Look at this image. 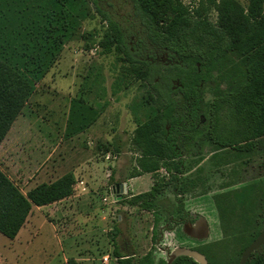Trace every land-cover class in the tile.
<instances>
[{"label": "trees", "instance_id": "obj_1", "mask_svg": "<svg viewBox=\"0 0 264 264\" xmlns=\"http://www.w3.org/2000/svg\"><path fill=\"white\" fill-rule=\"evenodd\" d=\"M132 2L134 12L142 18L148 41L172 60L156 68V73L161 75L162 69L167 70L179 83L162 89L152 81V62L137 58L118 23L97 10L106 21V33L111 38L108 52L113 46L122 55L117 60L143 65L140 78L156 93L154 96L148 92L143 98L154 112L138 123L131 139L139 155L130 177L150 173L153 182L147 191L128 198L122 196L118 201L125 200L128 205L149 211L168 187L180 190V137L204 124L202 91L210 69L228 70L220 76L226 87L213 90L203 135L217 148L231 147L238 155L257 147L264 151V0H249L246 14L231 0H207L205 9L213 7L220 13L217 25L199 9L189 11L180 0ZM86 17L84 0H0V144ZM87 36L91 40L93 34ZM143 43L139 40L136 45ZM234 56L240 58V64L234 62ZM175 94H180L181 101ZM151 100L156 103L151 104ZM181 110L184 115L178 116ZM97 116L84 98L71 99L67 134L83 132ZM113 148L119 151L120 146L115 143ZM162 168L168 173L167 179L159 174ZM72 183L73 178L67 173L55 181L39 183L23 194L0 168V233L13 239L32 205L49 204L70 195ZM260 230L250 239L256 238ZM113 231L116 236L118 229ZM263 249L264 246L254 252L248 264H264ZM113 255L117 264H154L150 252L135 259L134 254H122L116 242ZM186 259L180 256L172 264H184ZM161 264L166 262L161 260Z\"/></svg>", "mask_w": 264, "mask_h": 264}, {"label": "rangeland", "instance_id": "obj_2", "mask_svg": "<svg viewBox=\"0 0 264 264\" xmlns=\"http://www.w3.org/2000/svg\"><path fill=\"white\" fill-rule=\"evenodd\" d=\"M231 1L242 8L244 14L247 13L249 0ZM180 2L189 11L199 9L201 13H206L209 20L217 25L220 13L213 7L205 9L207 0H180ZM84 6L87 17L81 22L76 35L65 43L59 57L37 84L36 91L12 123L7 139L0 144V163L3 165L4 173L16 183L22 173L32 178L36 176V166L46 153L51 151L50 144L55 145L59 142L55 155L60 162L74 157L89 162H99L106 154H115L116 158L110 157L107 161L99 163L109 174L105 186L107 190L101 188L93 196L96 208L112 212L104 221L97 238L91 235L66 238L60 230L54 232L51 224L39 223L37 230L39 234L36 236L32 231L31 242L19 247L17 243L11 241L15 240L14 238L10 239L0 233V264H64V254L76 258L89 252L95 255L107 254L108 264H117L113 255L114 242L117 243L122 254L134 253L137 259L150 252L153 263L161 264V260L166 261L167 253L179 245L178 238L183 236L179 225L174 224L172 231L165 230L164 227L165 210H173L175 205L171 186L158 197L153 208L155 212L152 211L153 209L147 211L138 206L128 205L125 200L122 202L116 200L117 196L113 192L112 184L126 182L136 167L135 158L139 155V151L131 144L134 130L138 123L144 122L154 112V108L147 105L143 98H146L148 92L154 96L156 93L150 84L140 78V72L144 70L143 65L133 66L124 60H117L122 55L114 51L113 46L112 51L108 52L107 47L110 46L111 38L106 33L107 23L97 10L118 23L125 34L126 42L131 46V51L137 53V58L152 62L153 70L150 76L152 81L157 82L162 89L168 84L179 83L167 70L162 69L161 75L156 73V68L163 64L161 57L164 52L154 49L148 41L144 26L141 24L142 18L134 12L132 0H84ZM162 24L161 21L158 23L160 27ZM88 33L93 34L91 40L86 38ZM139 40H143V46L136 45ZM150 48L153 50L150 51ZM155 55L157 59H154ZM147 57H151L152 60ZM239 60V57L234 56V62L240 64ZM227 70L223 67L210 69L205 74L207 82L202 91L204 124L191 134L180 137V151L186 160L187 169L193 168L191 174L202 173L204 179L202 186H197L185 197L186 204L193 206L192 210L196 206V200L201 197L200 190L204 187L212 186L217 189L220 184L229 182L227 179H233L232 183L244 180L249 185L254 180L264 178L263 150L257 147L244 150L239 155L237 151L229 148L217 151L216 144L203 135L207 128L208 108L213 98V90L226 87L225 81L220 76L227 73ZM174 96L181 101L180 94ZM73 98H84L98 116L84 133L69 138L65 123L70 99ZM155 103V100H151V104ZM183 115V110L179 111L178 116ZM14 141L15 146L12 148ZM22 141L26 143L22 145ZM89 141L91 145L87 143ZM115 143L120 146L119 151L114 150ZM233 154L238 157H248L249 164L242 165L245 168L240 177L228 178L229 167L220 169L217 158ZM3 159L6 160L5 163L11 161L13 165H7L10 162L5 164ZM200 159L204 161L197 166V160ZM67 173L69 172L64 174ZM159 174L168 178V173L163 169L159 170ZM152 182V175L144 173L128 182L127 190L122 196L128 198L131 194L147 191ZM16 185L20 190L23 188V183ZM213 188H209L207 192L209 194H202L204 202L201 207H196L210 224L211 237L249 238L261 229L264 217L262 194H257L256 200L252 201L255 205L258 204L256 207L252 205L250 208H243L240 212V209L234 206L233 213L222 211L217 213L210 199ZM242 204L248 205L250 201H243ZM248 208L250 212L246 211ZM241 214L247 221L241 220L243 219ZM36 215V213L32 215L33 220ZM240 222L241 225H238ZM114 228L118 229L116 236L113 233ZM22 250L25 252H21ZM67 264H71L70 259H67Z\"/></svg>", "mask_w": 264, "mask_h": 264}, {"label": "crops", "instance_id": "obj_3", "mask_svg": "<svg viewBox=\"0 0 264 264\" xmlns=\"http://www.w3.org/2000/svg\"><path fill=\"white\" fill-rule=\"evenodd\" d=\"M11 128L12 126L10 129ZM86 130L87 129H85L83 132L73 134L69 136V138L80 135ZM9 131L7 132V135ZM7 135L3 141L7 139ZM24 143H26V141H22L21 144L23 145ZM87 143L91 145V141ZM50 145L51 146L49 147L51 148V151L46 153L43 160H41L38 166H36V176L32 178L31 176H25V174L22 173L19 175V181H15V184L23 183V188H21V191L23 194H26L28 190L37 184L55 181L59 179L64 173L69 172L73 178L71 194L49 204L31 206L25 223L14 237L15 240H11L17 243L19 247L28 245L29 242H31L33 234H36V236L39 234V232H37L39 229V223L51 224L54 232H56V230H60L62 235L66 238L75 236L90 237L89 235L93 236V238H97L99 230H101L102 225L105 223L104 221H106L109 213L112 212L111 210L96 208L93 200V196H95L101 188H104V191L107 190L105 186L108 183L109 174L105 168L99 165L101 161L107 160L103 157L99 162H89L88 160L78 158L75 159L74 157V159L67 158L64 159L63 162H60V159L55 155L59 142L55 145ZM14 146L15 141L12 143L11 147L14 148ZM31 146L32 145H30V147ZM2 161L5 163L6 160L3 159ZM8 162L11 164L9 163L7 165H13L11 161H7L6 163ZM0 168L3 170V165L1 163ZM140 176L130 177L126 182H115L112 185H121L123 183L128 184L130 180L137 179ZM114 194L116 195L115 192ZM116 200L119 201L118 199ZM34 213L37 214L35 220L32 219V215ZM32 231H34L33 234H31ZM61 250H63L62 246ZM21 252L25 251L22 250ZM133 254L134 253H130L127 255ZM106 257L108 258L107 254L98 253L95 255L91 252L86 254L83 253L81 256L76 258L67 257L64 254L63 263L67 264V259H70L71 264H108V259L104 260Z\"/></svg>", "mask_w": 264, "mask_h": 264}, {"label": "flooded vegetation", "instance_id": "obj_4", "mask_svg": "<svg viewBox=\"0 0 264 264\" xmlns=\"http://www.w3.org/2000/svg\"><path fill=\"white\" fill-rule=\"evenodd\" d=\"M148 59L152 60L151 57H147ZM154 59H157V56L155 55ZM163 64L172 62L170 56L165 52L163 53L161 57ZM232 149L231 147H218V150H225V149ZM233 150V149H232ZM216 152V150L214 151ZM213 152V153H214ZM179 158H176L175 160H178ZM219 159V160H218ZM181 160V169L182 172L178 174V180L177 185L180 188L177 190H174L173 187H171L175 205L173 210H165L166 212V221L164 223L165 230L172 231L175 226H180L182 237L178 238L179 245L176 247H183L190 250L197 251L198 253L202 254L207 264H239L241 254L242 252L247 248V246L255 239L251 240L250 237L244 238L242 236L239 237H222V236H216L211 237L210 236V224L208 223L207 219L201 215L200 212H198V208L201 207V204H203V195H207V193L210 189L213 188L212 186H207L202 188L201 191V197L200 199L196 200V206L194 210H192L193 206H189L186 204L185 197L192 193L193 190L196 189L197 186H202V181L204 180L202 177V173H198L195 175L191 174L193 168L187 169L186 166V160L183 157L180 158ZM218 165L220 169L224 167H229L228 170V178H234V177H240V174H243L244 168L242 165L249 164L248 157H238L237 155L233 154L232 156H226V157H219L217 158ZM204 159L197 160V166H200ZM241 165V167H239ZM163 169V168H162ZM165 170V169H163ZM166 171V170H165ZM229 182H225L223 184H220V186L214 187L213 190H211V193L213 194L212 197H210L213 208L218 213L219 211L227 212V213H233L234 212V206H237L238 209H240V212H242L243 208L246 207H252L257 206L255 203H253V200H256V195H263L264 197V178H260L259 180H254L251 184L248 185V183L244 182V180L239 181L238 183H235L233 179H227ZM262 197V196H261ZM197 198V196L195 197ZM243 201H250V204H242ZM198 207V208H196ZM248 208V209H249ZM246 210L247 212H250L249 210ZM155 212V210H152ZM193 211V212H192ZM245 212V213H247ZM244 214V213H243ZM241 214L242 218L241 220H245V217ZM205 219L207 225H208V236L204 238H198L188 235L184 232V226L186 225L189 229H195L199 225V222L201 219ZM235 220L232 221L234 223ZM241 225V222L238 223V225ZM264 225V222L262 224V227ZM261 227V229H262ZM261 231V230H260ZM258 236V235H257ZM256 236V237H257ZM154 240H157L154 238ZM251 240V241H250ZM249 241V242H248ZM262 246H264V242L262 245L258 248L260 249ZM174 247V248H176ZM174 248L167 253V259L170 256V253L174 250ZM257 249V250H258ZM255 250L254 252H256ZM262 254L264 255V249L262 250ZM247 258L246 262L244 264H248L252 254ZM127 255V254H124ZM180 257V256H178ZM176 257V258H178ZM187 259L184 261V264H199L196 262L192 257L189 256H183ZM175 258V259H176ZM166 259V264H167ZM173 259V261L175 260ZM172 261V262H173ZM172 264V263H171ZM250 264V263H249Z\"/></svg>", "mask_w": 264, "mask_h": 264}, {"label": "water", "instance_id": "obj_5", "mask_svg": "<svg viewBox=\"0 0 264 264\" xmlns=\"http://www.w3.org/2000/svg\"><path fill=\"white\" fill-rule=\"evenodd\" d=\"M126 187H127L126 183H123L121 185L120 184L115 185L114 192L116 193L118 200L122 198V194L123 192H125ZM184 232L193 237L204 238L208 236V225L205 219L203 218L200 220L199 225L195 229L191 230L187 228V226L185 225ZM263 242H264V225L258 236L242 252L239 264H244L247 258L251 255V253L257 250L262 245ZM178 256H189L192 257L199 264H207V261L202 254L198 253L197 251L183 247L174 248V250L170 253L169 258L167 259V264H171L173 259H175Z\"/></svg>", "mask_w": 264, "mask_h": 264}, {"label": "built area", "instance_id": "obj_6", "mask_svg": "<svg viewBox=\"0 0 264 264\" xmlns=\"http://www.w3.org/2000/svg\"><path fill=\"white\" fill-rule=\"evenodd\" d=\"M110 157H112V158H116V155L115 154H113V155H110V153H108V154H106L105 156H104V158L106 159V160H108V158H110ZM113 190L115 191V185L113 186ZM126 190H127V187H126ZM125 190V191H126ZM117 196V195H116ZM104 260H107V257L106 258H104Z\"/></svg>", "mask_w": 264, "mask_h": 264}]
</instances>
